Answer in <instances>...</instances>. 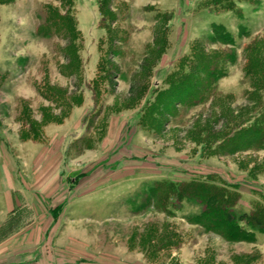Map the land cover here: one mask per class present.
Masks as SVG:
<instances>
[{
    "label": "rangeland",
    "instance_id": "1",
    "mask_svg": "<svg viewBox=\"0 0 264 264\" xmlns=\"http://www.w3.org/2000/svg\"><path fill=\"white\" fill-rule=\"evenodd\" d=\"M253 43L264 71V0H0V176H67L50 190L87 197L36 220L93 264H264V231L228 242L157 186L225 184L238 212L264 207V145L235 134L261 113L245 98ZM199 53L218 59L208 93Z\"/></svg>",
    "mask_w": 264,
    "mask_h": 264
},
{
    "label": "trees",
    "instance_id": "2",
    "mask_svg": "<svg viewBox=\"0 0 264 264\" xmlns=\"http://www.w3.org/2000/svg\"><path fill=\"white\" fill-rule=\"evenodd\" d=\"M223 31L224 29L219 26L214 27V34L217 38L226 41L228 35ZM261 52V43H253L245 49L244 54V72L251 82V89L246 92L245 98L247 102L260 104L261 113L257 116L256 125L250 127V130L247 129L250 132L245 131L246 128L243 127L235 131V134L239 136H237L236 141L249 134L250 146L252 144L257 148L264 145V71L259 59ZM233 57L231 56V59ZM195 61H197L196 63L204 78L197 85L198 92L208 93L211 91V81L216 75L212 66L218 59L199 53L198 56H195ZM259 93H262L263 97ZM157 186L161 192L158 194V200L164 205L163 208L169 204V200L195 202L200 207V213L195 217L190 216L188 221L202 226L208 232L215 233L228 242L251 243L254 241L255 231H264V207L256 206L249 213L238 212L236 209L239 205L240 195L232 186L198 181L179 184L162 182L158 183ZM248 226L251 229H247Z\"/></svg>",
    "mask_w": 264,
    "mask_h": 264
},
{
    "label": "crops",
    "instance_id": "3",
    "mask_svg": "<svg viewBox=\"0 0 264 264\" xmlns=\"http://www.w3.org/2000/svg\"><path fill=\"white\" fill-rule=\"evenodd\" d=\"M66 177L33 176L35 184L29 186L26 176H0V215H3L0 230L16 229L11 234H0V264H93L85 249L87 242L78 243L75 237L56 238L52 236L53 230L48 233L42 231L45 222L36 220L37 211L40 206L45 207V202H57V207L67 210L78 200L83 201L87 197L86 195L78 198L77 192L70 191L69 188L50 190L51 186L64 181ZM28 179L31 181L32 177ZM49 197L52 200L47 199ZM30 213L31 220L25 221L23 218H27L26 215ZM8 218L11 221L5 220ZM51 228H54V225H51ZM65 241L69 246L62 249L60 246ZM76 243L84 244V249ZM77 257L84 261L78 263Z\"/></svg>",
    "mask_w": 264,
    "mask_h": 264
}]
</instances>
